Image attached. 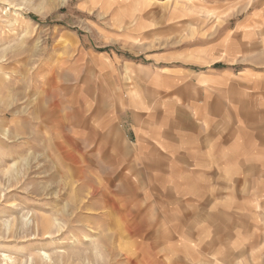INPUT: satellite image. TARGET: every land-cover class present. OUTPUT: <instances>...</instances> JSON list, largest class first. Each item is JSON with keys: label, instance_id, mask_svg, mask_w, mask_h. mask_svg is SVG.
Listing matches in <instances>:
<instances>
[{"label": "rangeland", "instance_id": "obj_1", "mask_svg": "<svg viewBox=\"0 0 264 264\" xmlns=\"http://www.w3.org/2000/svg\"><path fill=\"white\" fill-rule=\"evenodd\" d=\"M148 241L264 264V0H0V264Z\"/></svg>", "mask_w": 264, "mask_h": 264}, {"label": "crops", "instance_id": "obj_2", "mask_svg": "<svg viewBox=\"0 0 264 264\" xmlns=\"http://www.w3.org/2000/svg\"><path fill=\"white\" fill-rule=\"evenodd\" d=\"M166 2H168L169 0H165ZM200 80L203 82V83H206V82H210V83H213L214 82V79L213 78H205V77H201ZM224 84V83H223ZM162 97H167L166 95H161V98ZM169 98L166 99V101L168 100ZM172 99L170 98L169 101H171ZM41 121L42 122H46L48 121L46 119L45 116H41ZM59 149L58 150H61V152L63 153V155L67 156V154L65 153V149L63 148V145L59 143ZM69 156V154H68ZM73 163H77L76 161H73ZM77 171V169H75ZM104 197V196H103ZM147 227H145L144 224H141V225H130V226H126L124 228L125 230V233L127 236H130L131 239H134L132 242H130V244L127 246V251L129 250V248L131 247H134V248H137V249H140V248H143V246H140L142 241H140V239H145L146 238V234H147ZM149 231V229H148ZM139 239V240H138ZM155 240V239H154ZM173 246V243L171 244ZM170 245V246H171ZM214 244L212 243H199L197 245H192V246H198L201 248V251L197 250V249H194V252L190 255H192L191 257H187L185 256V258H182L181 256H176L174 257V259L172 260V262L170 264H182L183 260H187L186 262H184L183 264H194L193 260H197V261H201L202 264H213V261H216V260H223V261H229L228 259L230 258V255L231 253L228 255L226 254L227 252V247L226 245H224V248L222 247H217V249L214 247L213 250H216L217 252L219 251V256L218 258H214L212 259L209 255H212L210 253L213 252L212 250V247H213ZM145 249L147 250H150L149 253H146L145 249V254L143 255V258L144 260H141L143 263L142 264H147L148 262L150 261H157V255H155L154 257L150 256L153 252L154 249H156V244L155 242H147V244L145 245ZM222 250V251H221ZM184 253H187L185 250H183ZM150 254V255H149ZM236 254H233V256H235ZM217 257V256H216ZM190 258V260H189ZM150 263H154V262H150Z\"/></svg>", "mask_w": 264, "mask_h": 264}]
</instances>
